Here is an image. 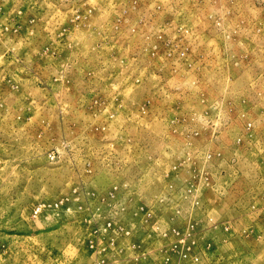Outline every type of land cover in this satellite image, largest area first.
Instances as JSON below:
<instances>
[{"label": "rangeland", "instance_id": "374dc122", "mask_svg": "<svg viewBox=\"0 0 264 264\" xmlns=\"http://www.w3.org/2000/svg\"><path fill=\"white\" fill-rule=\"evenodd\" d=\"M0 264H264V0H0Z\"/></svg>", "mask_w": 264, "mask_h": 264}]
</instances>
